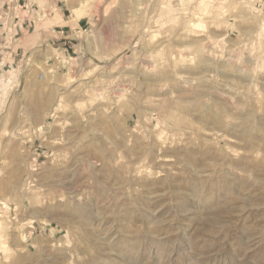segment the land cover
Returning a JSON list of instances; mask_svg holds the SVG:
<instances>
[{
    "label": "rangeland",
    "instance_id": "1",
    "mask_svg": "<svg viewBox=\"0 0 264 264\" xmlns=\"http://www.w3.org/2000/svg\"><path fill=\"white\" fill-rule=\"evenodd\" d=\"M5 1L0 264H264V0Z\"/></svg>",
    "mask_w": 264,
    "mask_h": 264
},
{
    "label": "crops",
    "instance_id": "2",
    "mask_svg": "<svg viewBox=\"0 0 264 264\" xmlns=\"http://www.w3.org/2000/svg\"><path fill=\"white\" fill-rule=\"evenodd\" d=\"M10 7V4L8 3V1H3V0H1L0 1V23H3V20H4V17L3 16H5L6 15V11L5 10H8V8ZM10 10V9H9ZM5 11V12H4ZM9 12V11H8ZM2 18H3V20H2ZM2 20V21H1ZM22 22H24L25 23V25L26 26H30V25H33L35 22H33V20H32V23H27V21H22ZM22 22H21V24H22ZM75 22H78L77 20L75 21ZM18 24H20V20L17 22ZM73 23L74 22H72V20H68V21H66L65 22V27H68V26H75V25H73ZM79 23V22H78ZM77 23V24H78ZM1 29V28H0ZM0 34H1V32H0ZM50 35V34H49ZM1 37H6V36H2V35H0V39H2ZM2 43H1V41H0V45H1ZM4 44L5 43H3L2 44V46H4ZM4 49L5 48H3V50L2 49H0V59H2L3 61H5L6 62V64L8 63V64H11V63H14L15 62V60H16V56H17V50H14V51H10V52H8V51H4ZM9 53V54H8Z\"/></svg>",
    "mask_w": 264,
    "mask_h": 264
}]
</instances>
